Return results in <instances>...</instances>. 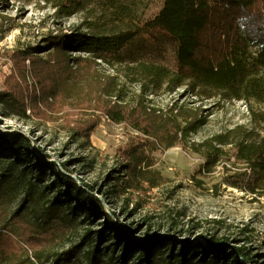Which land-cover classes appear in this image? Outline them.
<instances>
[{"label": "trees", "instance_id": "obj_1", "mask_svg": "<svg viewBox=\"0 0 264 264\" xmlns=\"http://www.w3.org/2000/svg\"><path fill=\"white\" fill-rule=\"evenodd\" d=\"M44 2L61 18H71L84 10L85 0ZM98 5L91 19L82 20L70 30L50 33L44 38L45 46L21 50L23 58L32 61L44 53L57 55L50 66L59 70L51 81L42 80L38 74L32 84L19 79L6 84L1 99L9 115L50 123L62 121L67 129L77 130V135L88 143L99 117L73 125L68 115L60 118V114H81L82 110L90 109L113 123L131 128L141 136L119 152L124 173L119 186L125 193L146 192L166 182L146 169L145 152L178 144L184 146L186 137L195 131L204 112L195 109L187 116L178 105L163 111L151 106L153 97L183 89L196 102L240 101L249 108L252 127L239 125L185 148L205 158L203 169L208 172L214 171L227 156V149L235 150V158L252 174L251 184L244 191L259 193L264 186V111L253 105L264 106V0H164L160 13L144 23L138 0H99ZM160 39L175 46L174 68L133 57L136 44L157 43ZM102 65L116 69L120 80L138 87L139 94L134 101L123 96V87L115 75L92 70ZM89 80L97 85L83 106V99L80 104L77 102L69 83L80 88ZM33 85L38 87V93ZM61 85L66 89L64 95L60 94ZM24 155L31 157L25 160ZM21 164L31 167L25 168L23 173L28 174L20 177L21 180L29 178L23 203L33 195L32 189L36 186L40 187L35 189L40 194L53 196L46 208L39 207V212L31 210L43 225L64 224L69 216L84 215L90 223L103 220L104 229L96 232L94 240L89 239L92 232L87 230L86 239L91 243L87 251L81 250L84 239L80 245L62 253L58 262L80 261L84 257L86 264H153L155 254H160L165 255L163 264L255 263L247 250L228 249L226 239L214 236L206 238L208 245L196 246L186 240L178 247L169 239L161 238V251L153 253L154 239L145 238L141 243L131 239L129 230L119 224L116 214L107 212L103 201L93 194V188L71 176L67 164L60 169L55 163L42 161L23 135L0 132V189L11 185L12 181L5 178L14 175L12 166ZM25 183L21 181L23 187ZM136 251L139 253L135 257ZM105 254L109 256L107 262Z\"/></svg>", "mask_w": 264, "mask_h": 264}, {"label": "rangeland", "instance_id": "obj_2", "mask_svg": "<svg viewBox=\"0 0 264 264\" xmlns=\"http://www.w3.org/2000/svg\"><path fill=\"white\" fill-rule=\"evenodd\" d=\"M138 1L142 6V23L160 13L164 3V0ZM98 3L99 0H85L83 11L71 18H61L44 0H0V132L23 135L42 161L55 163L60 169L67 164L71 176L93 188V194L103 201L107 212L116 214L119 224L129 230L131 239L136 243L145 238L154 239L153 253L159 252L163 246L161 238L169 239L178 247L186 240L196 246L208 245L206 238L214 236L226 239V248L245 249L253 262L264 264V186L256 194L244 191L251 184L252 174L245 164L235 158L233 149H227V156L214 171L208 172L203 169L205 158L185 148L192 142L201 143L239 125L252 127L249 108L243 102H196L183 89L153 97L151 106L163 111L178 105L187 116H191L195 109L204 112L195 131L186 137L184 146L178 144L169 149L145 152L146 169L166 182L146 192L125 193L119 186L124 176L119 152L141 136L131 128L113 123L100 112L94 114L90 109L82 110L81 114H60V118L68 115L73 125L77 121L80 124V121L89 122L99 117L88 143L77 135V130L67 129L62 121L50 123L9 115L11 113L1 99L6 84L10 85L15 79L32 84L33 78L39 75L42 80L51 81L50 78L56 76L59 70V67L50 66V61L55 60L57 55L44 53L36 55L34 58L38 59L32 61L30 58L25 60L21 50L45 46L44 38L50 33L70 30L82 20L91 19L97 13ZM133 48L135 58L142 57L169 68L176 66L175 46L168 40L142 42ZM92 70L116 77L119 74L107 65L99 69L94 66ZM117 80L123 87V96L128 101H134L133 98L139 94L138 87L118 77ZM70 83L73 96L79 104L83 99V106L97 85L94 80H89L80 88L78 84ZM33 87L38 93V87ZM65 91L61 85L60 94L64 95ZM253 106L264 111V106ZM30 157L24 155L22 159ZM25 166H12L14 175L5 178L12 181L11 185L0 189V264H86L84 257H80V261H58L62 253L80 245L84 239L81 250L87 251L91 244L86 239L87 230L92 232L89 239L94 240L96 232L104 229L103 220L96 219L90 223L81 215L67 217L64 224L43 225L31 210L39 212V207L46 208L53 196L50 193L40 194L39 190L35 191L40 188L36 186L32 189L33 195L23 203L29 178L21 180L20 177L28 174L23 173L25 168H31L28 164ZM21 181L26 182L24 187ZM138 253L136 251L133 256ZM164 258L165 255L155 254L153 264H163ZM108 259L109 256L104 257L105 262Z\"/></svg>", "mask_w": 264, "mask_h": 264}]
</instances>
